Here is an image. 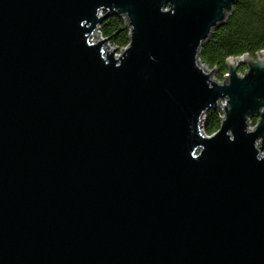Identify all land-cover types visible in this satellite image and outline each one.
<instances>
[{
	"label": "water",
	"instance_id": "1",
	"mask_svg": "<svg viewBox=\"0 0 264 264\" xmlns=\"http://www.w3.org/2000/svg\"><path fill=\"white\" fill-rule=\"evenodd\" d=\"M237 1L0 0V264H264V50L199 61Z\"/></svg>",
	"mask_w": 264,
	"mask_h": 264
},
{
	"label": "trees",
	"instance_id": "2",
	"mask_svg": "<svg viewBox=\"0 0 264 264\" xmlns=\"http://www.w3.org/2000/svg\"><path fill=\"white\" fill-rule=\"evenodd\" d=\"M105 15V13H104ZM100 33L111 45L121 48L128 44L129 28L121 16L110 14L99 24ZM264 50V0H238L231 8L226 20L213 29L199 49V61L214 71L217 81L228 73L226 61L248 54L254 58ZM220 109H209L204 113L202 129L211 135L219 128ZM256 118L253 119L255 124Z\"/></svg>",
	"mask_w": 264,
	"mask_h": 264
},
{
	"label": "rangeland",
	"instance_id": "3",
	"mask_svg": "<svg viewBox=\"0 0 264 264\" xmlns=\"http://www.w3.org/2000/svg\"><path fill=\"white\" fill-rule=\"evenodd\" d=\"M99 15H104V12L103 11H100L99 12ZM121 17H123V16H121ZM101 34V33H100ZM102 36V35H101ZM103 37V36H102ZM104 38V37H103ZM106 44H108V46L109 47H115L114 45H111L110 44V41H107L106 42ZM127 46V45H126ZM126 46H123V47H121V48H116V53H118V52H120L121 50H123ZM254 59V58H253ZM205 69H206V71L207 72H210L212 69H210V68H208V67H206V66H204V65H202ZM244 71H246V67H245V65H243L242 63L241 64H239L238 65V69H237V72H238V74L239 75H243V73H244ZM226 74H229V72L228 73H226ZM211 78L212 79H214V71L211 73ZM223 79H224V77H223ZM223 79H221V80H219V81H223ZM220 110H221V106L220 107H218ZM222 111V110H221ZM222 114H223V112H222ZM223 117V116H222ZM221 117V118H222ZM203 118H204V115H203V117H202V120H203ZM253 119H254V117H252V118H250L249 120H250V124H249V127H248V129H250V130H253V127L255 126V124L252 122L253 121ZM248 120V121H249Z\"/></svg>",
	"mask_w": 264,
	"mask_h": 264
},
{
	"label": "bare ground",
	"instance_id": "4",
	"mask_svg": "<svg viewBox=\"0 0 264 264\" xmlns=\"http://www.w3.org/2000/svg\"><path fill=\"white\" fill-rule=\"evenodd\" d=\"M100 16H102V15H100ZM97 32V31H96ZM93 38V40H94V36L92 37ZM99 39H101V37H100V35H99ZM107 45V44H106ZM107 48L110 50V47L109 46H107ZM241 61H239L238 63H240ZM205 71H206V69L203 67V66H201ZM214 79H215V77H214ZM216 80V79H215ZM214 109V108H213ZM249 122V124H250V120L248 121ZM249 124H248V127H249ZM201 128H202V124H201ZM203 130V129H202ZM204 132V131H203Z\"/></svg>",
	"mask_w": 264,
	"mask_h": 264
},
{
	"label": "built area",
	"instance_id": "5",
	"mask_svg": "<svg viewBox=\"0 0 264 264\" xmlns=\"http://www.w3.org/2000/svg\"><path fill=\"white\" fill-rule=\"evenodd\" d=\"M97 32H99V35H100V37H101V39H104L102 36H101V34H100V29H99V25L97 26ZM107 46H108V44H107ZM111 48V47H110ZM122 51V50H121ZM119 53V52H118ZM117 53V54H118Z\"/></svg>",
	"mask_w": 264,
	"mask_h": 264
}]
</instances>
